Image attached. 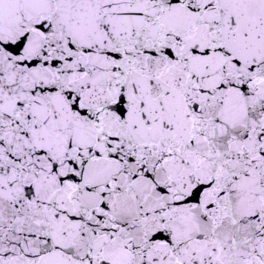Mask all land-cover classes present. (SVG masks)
Wrapping results in <instances>:
<instances>
[{"label": "snow or ice", "instance_id": "obj_1", "mask_svg": "<svg viewBox=\"0 0 264 264\" xmlns=\"http://www.w3.org/2000/svg\"><path fill=\"white\" fill-rule=\"evenodd\" d=\"M0 264H264V0H0Z\"/></svg>", "mask_w": 264, "mask_h": 264}]
</instances>
